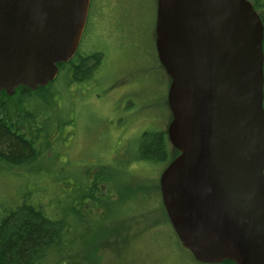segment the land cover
<instances>
[{"label": "water", "instance_id": "water-1", "mask_svg": "<svg viewBox=\"0 0 264 264\" xmlns=\"http://www.w3.org/2000/svg\"><path fill=\"white\" fill-rule=\"evenodd\" d=\"M90 0H0V93L45 87L75 54ZM264 28L249 0H157L170 78L159 177L180 243L200 264H264Z\"/></svg>", "mask_w": 264, "mask_h": 264}, {"label": "rangeland", "instance_id": "rangeland-1", "mask_svg": "<svg viewBox=\"0 0 264 264\" xmlns=\"http://www.w3.org/2000/svg\"><path fill=\"white\" fill-rule=\"evenodd\" d=\"M156 2L93 0L77 50L82 55L100 53L102 66L87 84L64 89L60 81L62 90L56 96L65 111L60 120L70 121L62 127L55 162V176L67 181L61 211L68 210L70 193L85 191L89 177L111 181L119 176V189L112 195V187L100 188L102 205H85L87 213L96 214V227L92 241L82 239L84 246L78 239L77 244L81 254L99 256L96 264H200L180 244L162 206L159 177L169 161L128 163L136 156L142 133L166 131L171 121L170 80L155 50ZM47 164L42 162L44 171ZM7 176L9 183H0L2 204L21 192L15 195L17 182Z\"/></svg>", "mask_w": 264, "mask_h": 264}, {"label": "trees", "instance_id": "trees-1", "mask_svg": "<svg viewBox=\"0 0 264 264\" xmlns=\"http://www.w3.org/2000/svg\"><path fill=\"white\" fill-rule=\"evenodd\" d=\"M249 1L264 28V0ZM92 3L93 0L88 17ZM101 60L100 53L80 56L77 52L66 63L57 64L58 75L47 86L34 91L19 86L11 96L5 91L0 93V183L7 185L9 175L17 182L15 195L21 191L8 203H0V264L97 263L99 256L92 255L91 259V255L81 254L80 244H77L78 239L83 244L82 239L92 241V232L96 227L92 217L96 214L87 213L85 205L90 201L92 204L101 203L102 186H108L109 190L112 187V192H108L112 195L115 188L119 189V176L111 181H103L98 176L89 177V184L84 186L85 191L80 192L79 188L70 193L72 202L67 211H61L60 196L67 181L55 176L58 175L55 162L60 156L58 148L62 127L70 121L60 120L65 117V111L56 96L62 90L60 81L65 82L64 89L69 88V85L79 86L91 82L102 66ZM57 134L60 138H56ZM137 144L136 156L128 163H170L179 154L171 146L166 131L144 132ZM43 161H49L45 171ZM30 167L36 169L30 171ZM5 193L3 189L1 195ZM85 259L88 263L84 262ZM219 264L233 263L224 261Z\"/></svg>", "mask_w": 264, "mask_h": 264}, {"label": "flooded vegetation", "instance_id": "flooded-vegetation-1", "mask_svg": "<svg viewBox=\"0 0 264 264\" xmlns=\"http://www.w3.org/2000/svg\"><path fill=\"white\" fill-rule=\"evenodd\" d=\"M87 22H88V21H87ZM86 25H87V23H86ZM85 28H86V27H85ZM77 52H79V51L76 50L75 54H77ZM75 54H74V55H75ZM79 54H80V56H81V53H79ZM74 55H73V56H74ZM58 72H59V69H58Z\"/></svg>", "mask_w": 264, "mask_h": 264}]
</instances>
